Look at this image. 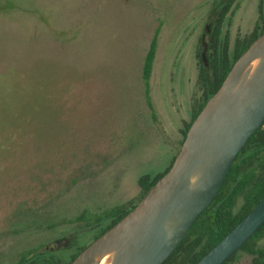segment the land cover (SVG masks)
Wrapping results in <instances>:
<instances>
[{
    "label": "rangeland",
    "instance_id": "374dc122",
    "mask_svg": "<svg viewBox=\"0 0 264 264\" xmlns=\"http://www.w3.org/2000/svg\"><path fill=\"white\" fill-rule=\"evenodd\" d=\"M260 6L234 0L230 49ZM215 17L212 0H0V264L31 250L69 261L106 210L138 200L141 176L171 166L203 94L197 51ZM159 25L155 123L142 67Z\"/></svg>",
    "mask_w": 264,
    "mask_h": 264
},
{
    "label": "water",
    "instance_id": "95a60500",
    "mask_svg": "<svg viewBox=\"0 0 264 264\" xmlns=\"http://www.w3.org/2000/svg\"><path fill=\"white\" fill-rule=\"evenodd\" d=\"M211 25L201 38L208 67ZM264 122V32L234 62L193 120L171 167L117 223L69 264H162L211 204ZM264 225V197L195 264H223Z\"/></svg>",
    "mask_w": 264,
    "mask_h": 264
},
{
    "label": "trees",
    "instance_id": "16d2710c",
    "mask_svg": "<svg viewBox=\"0 0 264 264\" xmlns=\"http://www.w3.org/2000/svg\"><path fill=\"white\" fill-rule=\"evenodd\" d=\"M231 5V0L219 1L218 3L217 14L213 20L212 30L207 40L208 67H205L202 61V36L200 37L199 50L197 51L199 65L198 81L203 89V94L200 96L199 100H195L196 102H194L192 106L190 121L184 123L181 145L193 120L202 110L211 95L219 89L234 62L251 45V43L264 32V12L260 11L258 21L253 30L247 35L239 36L234 48L231 50L228 40L222 38V28L227 19V15L230 12ZM160 30L161 25L155 30L142 67L145 96L155 123L158 122V120L157 113L154 111L151 102L150 79L156 57ZM175 157L176 155L174 156L173 161ZM169 168L164 172L141 176L139 179V185L142 192L138 200H131L122 206L106 210L102 216L106 219V224L95 236V239L125 216L149 190V188L168 171ZM263 197L264 122L237 154L225 181L214 200L198 216L186 237L162 264H195L239 221H241ZM81 218H83L82 215L77 219ZM263 238L264 225L261 226L259 230L228 259H226L223 264H238L242 256L245 254L252 256L251 264H264V246L259 245V242ZM84 248L85 247L81 248L76 254L72 255L67 262L52 259L50 257L51 251H25L19 256L18 263L69 264Z\"/></svg>",
    "mask_w": 264,
    "mask_h": 264
},
{
    "label": "flooded vegetation",
    "instance_id": "af4514ba",
    "mask_svg": "<svg viewBox=\"0 0 264 264\" xmlns=\"http://www.w3.org/2000/svg\"><path fill=\"white\" fill-rule=\"evenodd\" d=\"M232 1V5H231V9H232V7L234 6V0H231ZM218 3H219V0H212V5H213V10H216V14H217V7H218ZM231 9H230V11H231ZM260 11H263L264 12V7L263 6H260L259 7V13H260ZM208 24H210L211 25V28H212V26H213V22H210V23H208ZM207 25V24H206ZM205 25V26H206ZM204 30H205V27H204ZM204 33V32H203ZM244 36V35H243ZM239 36H236L235 37V39H234V41H233V43H232V46H231V50L234 48V46H235V43H236V41H237V38H238ZM62 242L65 244H67L68 242H69V240L67 239V238H62ZM60 244V243H59Z\"/></svg>",
    "mask_w": 264,
    "mask_h": 264
},
{
    "label": "bare ground",
    "instance_id": "6f19581e",
    "mask_svg": "<svg viewBox=\"0 0 264 264\" xmlns=\"http://www.w3.org/2000/svg\"><path fill=\"white\" fill-rule=\"evenodd\" d=\"M103 264H112L111 256H109Z\"/></svg>",
    "mask_w": 264,
    "mask_h": 264
}]
</instances>
